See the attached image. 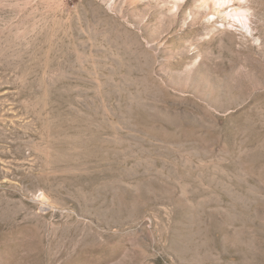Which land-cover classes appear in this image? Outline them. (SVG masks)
Instances as JSON below:
<instances>
[{
	"label": "rangeland",
	"instance_id": "1",
	"mask_svg": "<svg viewBox=\"0 0 264 264\" xmlns=\"http://www.w3.org/2000/svg\"><path fill=\"white\" fill-rule=\"evenodd\" d=\"M0 264H264V0H0Z\"/></svg>",
	"mask_w": 264,
	"mask_h": 264
}]
</instances>
